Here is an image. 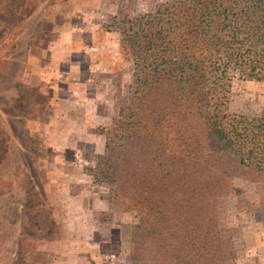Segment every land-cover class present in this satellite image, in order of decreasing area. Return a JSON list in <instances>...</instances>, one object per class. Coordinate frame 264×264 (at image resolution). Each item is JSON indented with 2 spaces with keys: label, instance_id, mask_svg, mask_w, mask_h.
<instances>
[{
  "label": "rangeland",
  "instance_id": "rangeland-1",
  "mask_svg": "<svg viewBox=\"0 0 264 264\" xmlns=\"http://www.w3.org/2000/svg\"><path fill=\"white\" fill-rule=\"evenodd\" d=\"M173 1L20 0L15 15L23 20L0 34V140L7 149L0 165V264H15L21 244L22 264H149L146 226L136 213L109 201L108 189L92 176L109 154L106 144L98 153L97 133L117 124L136 82L157 74L154 63L136 59L139 35L123 28L152 18L160 3ZM8 4L0 0V32ZM74 76L80 81L75 103L61 97L67 89L63 81ZM222 86L242 124L256 126L264 82L230 73ZM74 107L82 110L75 126L68 113ZM96 109L106 121L92 129ZM27 133L37 143L38 169L46 172L43 186L28 157ZM260 191L257 184L236 179L233 194L219 201L222 233L237 250L230 264H264V220L238 205L239 196L252 200ZM30 192L35 205L25 208ZM81 200L91 205L79 210ZM107 204L108 211L95 210Z\"/></svg>",
  "mask_w": 264,
  "mask_h": 264
},
{
  "label": "trees",
  "instance_id": "trees-1",
  "mask_svg": "<svg viewBox=\"0 0 264 264\" xmlns=\"http://www.w3.org/2000/svg\"><path fill=\"white\" fill-rule=\"evenodd\" d=\"M20 7L9 0L1 35L23 20ZM123 30L139 35L136 59L154 63L157 74L135 83L124 114L107 128L108 160L98 162L94 183L146 226L149 264H230L237 250L222 233L219 201L236 179L257 184L259 195L239 196L238 205L264 220V108L256 126L243 125L222 82L230 73L264 82V0L164 2ZM27 136L43 186L37 143ZM28 197L25 208L34 207V192ZM23 247L15 264L24 261Z\"/></svg>",
  "mask_w": 264,
  "mask_h": 264
},
{
  "label": "crops",
  "instance_id": "crops-1",
  "mask_svg": "<svg viewBox=\"0 0 264 264\" xmlns=\"http://www.w3.org/2000/svg\"><path fill=\"white\" fill-rule=\"evenodd\" d=\"M11 56V55H10ZM61 61H63V63H65V60H61ZM60 61V62H61ZM27 62V61H26ZM45 77L46 76H44V74L42 73V75H41V83H43V82H45ZM79 82L80 81H78L77 79H76V76H74V78L73 79H65L64 81H63V83L62 84H65V86H67V89H66V91H65V95L64 94H62L61 95V97L62 96H66V97H63V99H65L66 101H70V100H72V99H75V97H76V94H77V86H79ZM58 83V82H57ZM83 85H85V83H82V86ZM95 85V86H94ZM93 86L95 87V91L97 90V85L96 84H94ZM55 88V87H54ZM54 88H51V95L53 94V95H55V93H53V91H52V89H54ZM56 89V88H55ZM100 90H98V92H99ZM40 93V92H39ZM97 93V92H96ZM106 96H105V98L104 99H108L109 97L107 96V93H104ZM34 96L33 97H35V95L36 94H33ZM41 96H43L42 94H40ZM97 95V94H96ZM103 97V95H100L99 93H98V97ZM73 101V103H75L74 102V100H72ZM105 103H111L110 101H105ZM51 108H53V105H51ZM78 111H82V110H80L78 107H77V109H76V107H74V108H71V110H69L68 111V113L69 114H72V117H71V120H69V121H71L73 124H74V126L76 125V123H79V115H78ZM68 113H67V115H68ZM69 116V115H68ZM95 119L94 120H96V117H97V120H96V122H95V124H93L92 125V129H96V128H99L100 126H103L102 124H104L105 123V121L106 120H104V119H102L101 118V115L100 114H98V111H97V109H96V114L93 116ZM81 119V118H80ZM94 120H93V122H94ZM87 122H89V121H87ZM92 122V123H93ZM88 125H90V122H89V124ZM87 125V126H88ZM86 126V127H87ZM49 127H51V125L49 126ZM48 127V128H49ZM73 136H74V139H76L77 138V141L76 142H78L79 144H82V140H81V137H80V134H76V132H74L73 133ZM80 140H81V142H80ZM101 143V144H100ZM92 145V144H91ZM102 147L103 148H105V133L103 132V131H101V132H99V134L97 133V145H96V148H97V151H98V153H101V150H102ZM73 155H76V154H73ZM75 156H73V158H74ZM77 157H79L78 156V154H77ZM73 162H74V160H73ZM73 172H75V170L73 171ZM99 201H101L100 199H99ZM91 204L89 203V202H87V201H85V200H81L80 202H78V204H77V209H79V210H85V209H87V207H89ZM103 205V201L101 202V206ZM106 205V204H105ZM95 206V205H94ZM108 204H107V206H105V208H101V207H98V208H95V210H97V211H108ZM100 213V212H99ZM58 253L59 252H56V256L55 257H58ZM18 254H20V253H18ZM55 255V254H54ZM63 255V254H62ZM58 263V262H57ZM69 264H76V262H70Z\"/></svg>",
  "mask_w": 264,
  "mask_h": 264
}]
</instances>
